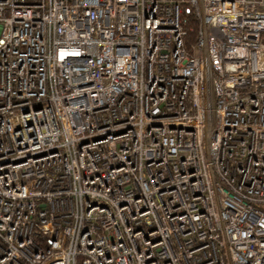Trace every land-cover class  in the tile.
<instances>
[{
  "label": "built area",
  "instance_id": "1",
  "mask_svg": "<svg viewBox=\"0 0 264 264\" xmlns=\"http://www.w3.org/2000/svg\"><path fill=\"white\" fill-rule=\"evenodd\" d=\"M263 33L264 0H0V264H264Z\"/></svg>",
  "mask_w": 264,
  "mask_h": 264
},
{
  "label": "trees",
  "instance_id": "2",
  "mask_svg": "<svg viewBox=\"0 0 264 264\" xmlns=\"http://www.w3.org/2000/svg\"><path fill=\"white\" fill-rule=\"evenodd\" d=\"M180 19L185 30L184 44L185 47L188 48L193 43L192 40L194 38L196 22L192 10L187 3H183L182 5Z\"/></svg>",
  "mask_w": 264,
  "mask_h": 264
},
{
  "label": "rangeland",
  "instance_id": "3",
  "mask_svg": "<svg viewBox=\"0 0 264 264\" xmlns=\"http://www.w3.org/2000/svg\"><path fill=\"white\" fill-rule=\"evenodd\" d=\"M262 40L264 41V33L262 34Z\"/></svg>",
  "mask_w": 264,
  "mask_h": 264
}]
</instances>
